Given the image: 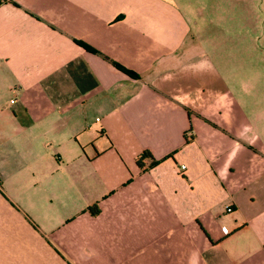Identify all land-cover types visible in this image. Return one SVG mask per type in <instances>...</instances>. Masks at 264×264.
Wrapping results in <instances>:
<instances>
[{
  "label": "crops",
  "instance_id": "obj_1",
  "mask_svg": "<svg viewBox=\"0 0 264 264\" xmlns=\"http://www.w3.org/2000/svg\"><path fill=\"white\" fill-rule=\"evenodd\" d=\"M260 1L0 0V264H264Z\"/></svg>",
  "mask_w": 264,
  "mask_h": 264
},
{
  "label": "rangeland",
  "instance_id": "obj_2",
  "mask_svg": "<svg viewBox=\"0 0 264 264\" xmlns=\"http://www.w3.org/2000/svg\"><path fill=\"white\" fill-rule=\"evenodd\" d=\"M260 2H262V0ZM261 5L263 7L260 8V13L252 14L246 11V4H244L245 12L242 15V17L245 23L247 22L252 23L255 21H258V23L260 22L259 32L263 34L264 33V4H261ZM230 16L235 17L234 14H229V18ZM244 33H245L244 37H248L247 32L244 31ZM10 191L12 190L11 189L4 190L3 199L0 198V224L2 225V230L0 231V235H1L0 238H1L2 246H7V249L10 248L11 246L14 247L16 245L17 238L15 235H12L14 233L12 225L13 224L15 225L19 219H22L23 221H27V222L29 220L28 219L29 217L28 209H27L28 207L26 205L27 203L25 204L21 203L19 199H17L16 202L11 201L7 196L8 192L9 194H11ZM6 229L9 230V232H7Z\"/></svg>",
  "mask_w": 264,
  "mask_h": 264
},
{
  "label": "trees",
  "instance_id": "obj_3",
  "mask_svg": "<svg viewBox=\"0 0 264 264\" xmlns=\"http://www.w3.org/2000/svg\"><path fill=\"white\" fill-rule=\"evenodd\" d=\"M84 47H85L88 51L95 52V51H93L92 49H90V48L87 47V46H84ZM115 66H116L118 69H120V70L126 72V73L129 74L130 76L135 77L134 73H132V72H130V71H126L125 69H123L121 66H119V65H117V64H115ZM142 158H143V159H146V158H153V157H152V155L150 154V152L145 151V152L143 153V155H142ZM152 164L155 165V164H157V162L153 161ZM138 165H139L140 167H142V162H141L140 160L138 161ZM0 187H1V184H0ZM90 213H91L92 215L96 216V215L99 213L98 206H94V207L90 208Z\"/></svg>",
  "mask_w": 264,
  "mask_h": 264
},
{
  "label": "built area",
  "instance_id": "obj_4",
  "mask_svg": "<svg viewBox=\"0 0 264 264\" xmlns=\"http://www.w3.org/2000/svg\"><path fill=\"white\" fill-rule=\"evenodd\" d=\"M12 102H14V101H12ZM182 168L185 169L186 167L183 166ZM232 210H233L232 207H230V208L227 209V211H228L229 213L232 212ZM222 230H223V232H224L225 234H229V230H228L227 227H223Z\"/></svg>",
  "mask_w": 264,
  "mask_h": 264
}]
</instances>
